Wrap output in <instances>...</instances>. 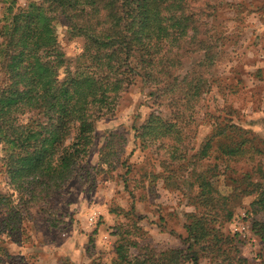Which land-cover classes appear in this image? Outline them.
Here are the masks:
<instances>
[{
  "label": "trees",
  "instance_id": "1",
  "mask_svg": "<svg viewBox=\"0 0 264 264\" xmlns=\"http://www.w3.org/2000/svg\"><path fill=\"white\" fill-rule=\"evenodd\" d=\"M0 3V167L11 190L0 191V235L15 233L23 209L42 206L73 179L88 157L97 121L113 116L121 95L140 80L154 110L164 107L168 115L148 113L132 125L133 137L161 169L151 174L153 180L160 178L167 189L189 181L195 212L185 215L177 247L158 248L119 233L113 264H199L202 259L254 264L241 256L238 233H224L218 224L223 212L226 221L232 214L227 197L219 198L213 186L214 173L198 169L213 151L228 159L246 155L252 149L246 132L216 119L209 134L192 145L199 126L196 108L210 88L216 50L203 24L215 10L209 0ZM58 17L72 37L83 40L73 71L57 41L53 21ZM194 52L202 59L180 75L183 59ZM109 137L98 154L103 164L126 141ZM244 180L251 187L245 194L255 196L250 231L264 246V183L251 182L249 174Z\"/></svg>",
  "mask_w": 264,
  "mask_h": 264
},
{
  "label": "rangeland",
  "instance_id": "2",
  "mask_svg": "<svg viewBox=\"0 0 264 264\" xmlns=\"http://www.w3.org/2000/svg\"><path fill=\"white\" fill-rule=\"evenodd\" d=\"M30 1L41 0H16V6ZM209 2L215 10L203 17V24L216 50L209 69L210 88L196 108L199 126L192 145L209 134L216 119L246 132L247 147H252L246 155L228 159L216 157L213 151L198 163V169H211L218 197H227L225 207L232 216L226 221V212L221 214V230L238 233L241 256L264 264V246L250 231L249 207L255 196L245 194L251 187L244 180L249 174L251 182L264 183V0ZM3 10L0 3V24ZM53 23L59 47L73 71L83 40L70 35L62 18ZM202 56L190 53L178 73L191 72ZM151 101L140 80L121 95L114 115L97 121L88 157L73 179L47 203L23 209L15 233L0 235V264H113L119 233L158 248L179 246L177 236L184 235L185 215L195 212L188 200L189 181L185 178L188 182L167 189L160 178L153 180L152 175L161 169L150 151L140 149L131 129L155 109ZM156 111L168 115L164 107ZM111 134L126 141L103 164L98 154ZM118 139L113 141L119 143ZM7 183L0 167V191L11 193ZM130 252L134 253L132 248ZM199 264L209 261L202 259Z\"/></svg>",
  "mask_w": 264,
  "mask_h": 264
},
{
  "label": "built area",
  "instance_id": "3",
  "mask_svg": "<svg viewBox=\"0 0 264 264\" xmlns=\"http://www.w3.org/2000/svg\"><path fill=\"white\" fill-rule=\"evenodd\" d=\"M94 218V215H92L91 217H90V220H92Z\"/></svg>",
  "mask_w": 264,
  "mask_h": 264
}]
</instances>
